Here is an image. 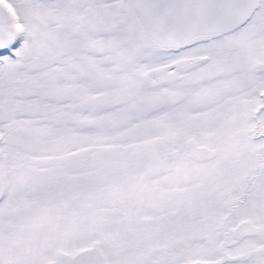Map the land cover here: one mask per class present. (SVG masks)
Segmentation results:
<instances>
[{
    "label": "snow or ice",
    "instance_id": "snow-or-ice-1",
    "mask_svg": "<svg viewBox=\"0 0 264 264\" xmlns=\"http://www.w3.org/2000/svg\"><path fill=\"white\" fill-rule=\"evenodd\" d=\"M0 264H264V0H0Z\"/></svg>",
    "mask_w": 264,
    "mask_h": 264
}]
</instances>
